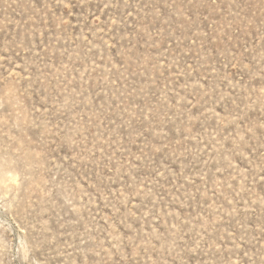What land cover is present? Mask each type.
I'll return each mask as SVG.
<instances>
[{"label": "rangeland", "instance_id": "1", "mask_svg": "<svg viewBox=\"0 0 264 264\" xmlns=\"http://www.w3.org/2000/svg\"><path fill=\"white\" fill-rule=\"evenodd\" d=\"M0 264H264V0H0Z\"/></svg>", "mask_w": 264, "mask_h": 264}]
</instances>
